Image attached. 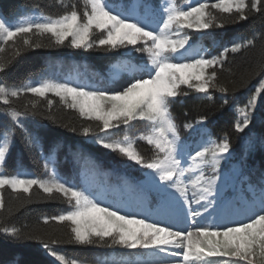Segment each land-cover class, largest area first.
<instances>
[{
	"label": "snow or ice",
	"instance_id": "snow-or-ice-1",
	"mask_svg": "<svg viewBox=\"0 0 264 264\" xmlns=\"http://www.w3.org/2000/svg\"><path fill=\"white\" fill-rule=\"evenodd\" d=\"M64 7L66 10L57 16H20L15 23L0 18V45L11 42L14 55L19 56L24 49L62 46L67 41L75 49H127L141 53L146 59L137 64L131 61L115 64L110 78L119 84L113 89H93L52 79L20 87L0 85V104L8 106L5 111L12 124L11 127L0 125V165L6 161L17 130L21 132L25 147L33 151L42 147L39 137L28 132L20 120L21 116L37 114L34 111L37 101H29L31 108L22 105L23 112L13 105L22 96L31 94L45 99L50 108L54 102L48 96L52 94L67 107L77 110L82 118L97 122L96 129L91 125L82 127L83 135H94L96 143L103 148L118 152L149 170L152 182L158 180V187L162 190L168 192L172 189L178 194L168 193L181 212L177 224L183 220L196 224L197 218L206 219L210 207L225 203L218 181L221 179V160L225 154H230L231 143L227 134L219 142L209 139L194 154L189 153L190 163L187 168L182 167L178 158L181 137L170 107L178 96L188 95L185 88L205 95L211 89L227 94L229 89L217 83V69L223 70L227 53L253 47L256 37L234 42L219 55L209 56L206 49L193 46L185 30L203 32L214 26L223 27L221 16L224 14L229 18L234 16L233 22L236 23L249 19L251 14H264V0H216L214 3L193 0L188 5L167 0L161 9V20L155 27L146 22L149 16L155 15L147 5L137 4L119 10L108 0H83L82 12L75 4ZM140 7L145 10L143 16L136 15V9ZM97 33L99 38L93 40ZM33 36H48L50 43L33 41ZM17 42L20 47L16 46ZM5 50L0 46V54ZM10 63V59L0 55V72L5 71ZM258 75L264 76V66ZM262 95L264 78L247 102L236 107L235 131L242 133L249 128ZM224 103H227L226 99ZM136 120L149 122V131L140 139L152 146L154 155L150 159L137 150L135 141L129 137L122 140L108 138L112 129L130 126ZM206 121L207 117L202 116L195 125H204ZM195 125L186 123L184 128L192 129ZM71 131L76 132V129ZM99 133L106 135L100 136ZM257 142L264 147V134L249 136V148H254ZM51 150L50 147L49 153ZM49 163L50 159L46 161V168ZM205 167L211 168L210 176L204 175ZM186 172L198 175L186 183ZM5 186L14 193L26 194L28 199L33 186H37L47 199H63L70 205L66 212L43 217L45 224L67 223L66 239L26 231L0 220V234L15 241L37 242L56 264H79L77 259H70L55 250L53 246L59 244L119 247L135 253L134 259L103 260L99 264H216L210 259L214 257L228 258L227 264H264V172H261V182L254 186L253 195L246 197L247 203L241 209L246 215L245 220L194 229L173 227L102 204L95 194L61 180L54 168L47 179L19 172L11 176L0 173V189ZM190 189L193 190L191 196ZM236 204L239 206V201ZM4 207L0 192V210Z\"/></svg>",
	"mask_w": 264,
	"mask_h": 264
},
{
	"label": "trees",
	"instance_id": "trees-1",
	"mask_svg": "<svg viewBox=\"0 0 264 264\" xmlns=\"http://www.w3.org/2000/svg\"><path fill=\"white\" fill-rule=\"evenodd\" d=\"M167 0H108V3L119 10L131 6L147 5L155 11L146 21L149 26L156 25L161 20V9ZM193 0H178V3L188 5ZM214 3L216 0H208ZM75 4L83 11V0H0V18L13 23L20 16H57L66 9L64 5ZM70 10V9H68ZM144 8L136 9L137 16L144 15ZM218 16L221 14L217 13ZM223 27H212L203 32L185 30L191 37L195 48H204L206 55H219L225 47L230 48L234 42H242L244 38L256 37L255 45L247 47L240 52L227 53L223 70L217 69L218 84L226 86L227 94L211 89L209 94L196 93L190 89L187 96H178L171 105L170 111L177 124L180 140V158L194 154L200 146L209 139L219 142L224 135L231 143L230 154H225L220 164V176L225 183L219 187L221 195L229 191H237L247 187L252 190L256 180L261 181V172H264V147L257 142L254 148H249L250 135L264 134V95L257 102L252 117V123L244 132L234 130V121L237 118L236 107L243 106L248 98L259 86L264 78L258 75L264 66V14H251L249 19L233 22L234 16L229 18L224 14ZM156 22V23H155ZM99 33L93 36L98 39ZM42 44H49L50 39L45 37H32ZM0 54L11 63L6 70L0 72V85L7 87H20L35 84L43 79H52L57 82L68 81L74 85L87 88L113 89L119 81H113L111 69L118 62L131 61L133 64L142 63L146 58H137V52L127 49L119 51H104L101 49H75L65 42L62 46L40 47L24 49L19 56H15L11 42ZM20 47V42H17ZM179 59V57H177ZM126 75V74H125ZM211 97L209 99L208 97ZM48 99L53 100L49 108L47 101L31 94L22 96L13 107L23 112L22 105L29 101H37L33 115L20 117L28 132L39 137L42 147L30 150L25 147L20 130H17L14 143L7 155L6 161L0 165V173L15 175L18 172L29 177L47 179L52 168L57 176L68 183L95 194L102 204L113 208H123L124 212L130 209L122 205L119 197L111 194L112 187L122 184L124 203L135 192L131 178L145 176L149 170L136 165L118 152L105 149L96 143L94 135L85 136L80 129L91 125L96 129L97 122L82 118L75 109L61 103L59 98L49 94ZM227 100L225 104L224 101ZM8 106L0 104V125L11 127V119L6 115ZM207 117L204 125H195L200 117ZM194 124L192 129L184 125ZM72 128L76 132L71 131ZM149 122L136 120L130 126H121L112 129L108 134L111 140H122L125 136L135 141L137 150L150 159L154 155L152 146L140 139L149 131ZM105 136V133H99ZM55 147H52V146ZM51 147V153L49 148ZM51 160L47 165L46 161ZM241 171H237V166ZM210 167L204 168V175L210 176ZM4 197L5 207L0 210V220L9 226L47 233L60 239H66L69 231L67 223H43V217L60 214L70 209V205L60 200H49L37 186H33L31 198L20 192L14 193L5 186L0 189ZM254 192V191H253ZM104 201V202H103ZM128 208V209H127ZM11 209V211H9ZM130 211V210H129ZM131 214L133 212L130 211ZM58 252L68 258H75L79 264H99L103 260L134 259L135 253H130L119 247L86 246L59 244L53 246ZM214 257L210 258L219 264ZM228 259V258H227ZM225 258V260H227ZM0 264H56L54 258L45 254V250L35 241H15L4 234H0ZM243 264V263H242Z\"/></svg>",
	"mask_w": 264,
	"mask_h": 264
},
{
	"label": "rangeland",
	"instance_id": "rangeland-1",
	"mask_svg": "<svg viewBox=\"0 0 264 264\" xmlns=\"http://www.w3.org/2000/svg\"><path fill=\"white\" fill-rule=\"evenodd\" d=\"M186 174H187V176H186V179L185 180L188 181V179L191 178L192 174L191 173H188V172H186ZM144 183L147 186H150V187H153V188H158L165 195H168L169 192L171 193L170 189L168 190V192H165L164 190H162V188L158 187V185H159V181L158 180L155 183H153L149 175L144 179ZM169 201L172 204H175V202L171 199L170 196H169ZM170 208L171 209H174V207L172 205H170ZM177 259H178V257H177Z\"/></svg>",
	"mask_w": 264,
	"mask_h": 264
}]
</instances>
